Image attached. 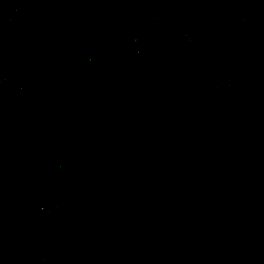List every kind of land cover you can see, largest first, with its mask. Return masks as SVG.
Segmentation results:
<instances>
[{
	"label": "trees",
	"instance_id": "16d2710c",
	"mask_svg": "<svg viewBox=\"0 0 264 264\" xmlns=\"http://www.w3.org/2000/svg\"><path fill=\"white\" fill-rule=\"evenodd\" d=\"M167 1L0 0V264H264V0Z\"/></svg>",
	"mask_w": 264,
	"mask_h": 264
},
{
	"label": "rangeland",
	"instance_id": "374dc122",
	"mask_svg": "<svg viewBox=\"0 0 264 264\" xmlns=\"http://www.w3.org/2000/svg\"><path fill=\"white\" fill-rule=\"evenodd\" d=\"M154 2H155V5H156V8H157L158 12H162V13L166 12L167 9L165 7H166V4L168 3L167 0H154ZM138 43L140 44V42H138ZM139 44H137V46H139ZM232 94H234L236 97L238 96V94H240L237 84L234 85V87L232 88ZM208 100L211 101V102H218L219 99L216 96H213L212 98L211 97L208 98ZM237 100H239V99H237Z\"/></svg>",
	"mask_w": 264,
	"mask_h": 264
},
{
	"label": "built area",
	"instance_id": "2783aa9c",
	"mask_svg": "<svg viewBox=\"0 0 264 264\" xmlns=\"http://www.w3.org/2000/svg\"><path fill=\"white\" fill-rule=\"evenodd\" d=\"M135 41H138V38H135Z\"/></svg>",
	"mask_w": 264,
	"mask_h": 264
},
{
	"label": "bare ground",
	"instance_id": "6f19581e",
	"mask_svg": "<svg viewBox=\"0 0 264 264\" xmlns=\"http://www.w3.org/2000/svg\"><path fill=\"white\" fill-rule=\"evenodd\" d=\"M234 6V5H233Z\"/></svg>",
	"mask_w": 264,
	"mask_h": 264
}]
</instances>
